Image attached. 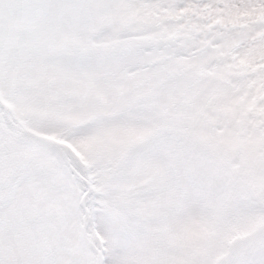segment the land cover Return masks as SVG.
I'll return each instance as SVG.
<instances>
[{"label": "snow or ice", "instance_id": "snow-or-ice-1", "mask_svg": "<svg viewBox=\"0 0 264 264\" xmlns=\"http://www.w3.org/2000/svg\"><path fill=\"white\" fill-rule=\"evenodd\" d=\"M0 264H264V0H0Z\"/></svg>", "mask_w": 264, "mask_h": 264}]
</instances>
